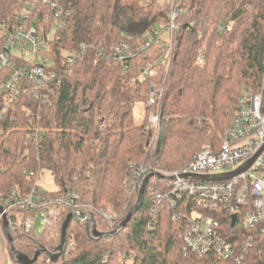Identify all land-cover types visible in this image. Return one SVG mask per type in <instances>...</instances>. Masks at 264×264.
Masks as SVG:
<instances>
[{
	"label": "trees",
	"instance_id": "1",
	"mask_svg": "<svg viewBox=\"0 0 264 264\" xmlns=\"http://www.w3.org/2000/svg\"><path fill=\"white\" fill-rule=\"evenodd\" d=\"M28 1L0 0V21L11 22ZM57 3L68 15L49 41L58 74L53 92L47 99L22 94L0 115L2 207L13 192L25 196L34 190L49 198L76 195L97 210L121 213L129 199L126 182L135 166L157 162L163 171L173 172L201 149L218 150L243 90L262 96L264 116V0H173L169 8L179 13L177 29L168 34L172 51L162 65L157 64L154 76L144 75L142 68L164 53L159 46L126 67L107 61L105 55L120 43L135 47L153 35L154 21L162 17L156 11L157 0ZM125 21L147 25L127 36L122 30ZM68 53L79 54L78 60L62 64ZM139 59L143 64L138 67ZM8 73L0 74V83ZM152 84L157 97L147 107ZM138 104L145 111L143 122L136 124ZM150 113L158 116L155 129L148 122ZM43 170L49 172L54 192L39 187ZM168 187L164 180L150 179L139 211L111 236L95 238L90 226L73 217L55 263L42 250L56 253L63 222L71 212L61 208L37 235L25 232L20 224L30 212L11 211L6 219L14 248L29 258L42 251L34 264H232L211 255L184 253L183 227L172 220V210L161 207L152 212L151 192ZM136 199L137 195L123 217ZM223 212V217H214L227 238L246 234L239 219L231 227L230 214ZM94 219L100 232L118 228L98 216ZM255 241L248 264H264V234H257ZM8 253L16 263L9 244Z\"/></svg>",
	"mask_w": 264,
	"mask_h": 264
},
{
	"label": "built area",
	"instance_id": "2",
	"mask_svg": "<svg viewBox=\"0 0 264 264\" xmlns=\"http://www.w3.org/2000/svg\"><path fill=\"white\" fill-rule=\"evenodd\" d=\"M57 2L29 0L15 13L11 22L0 21V74L9 70L0 83V115L22 94L47 99L53 92L52 86L57 82L58 74L54 67L56 63L49 55V41L53 33L63 27L68 15L67 11L56 7ZM170 13L167 27L162 32L154 31L139 46L120 43L105 55V59L126 67L130 60L140 55L147 57L153 53L155 46H159L164 53L157 60L146 62L142 68L144 75L154 76L157 64L163 63L172 51V36L168 38V34L177 29L175 20L179 11L171 9ZM165 36L167 40L162 43ZM85 50L83 45L81 51ZM78 58L79 54L68 53L64 55L62 64H73ZM199 62L202 64V59ZM157 92L155 84H152L147 107L153 106ZM261 105V95L243 90L232 124L223 135L217 151L203 149L194 154L186 166L170 173L145 164L132 169L131 178L126 182L130 197L138 195L143 180L149 175L172 178L164 180L169 183L168 188L151 192L154 201L152 212L161 207L172 210V220L183 227L185 254L211 255L232 264H248L251 251L256 246L255 236L264 234V116ZM148 122L155 129L158 116L150 114ZM256 155L245 172L231 179L201 181L191 177L233 173ZM61 208L75 214L83 213L88 218H94V214L105 220L113 217V214H105L80 202L76 195L49 198L34 190L25 196L13 192L3 210L5 214L14 210L30 212V216L20 224L25 232L33 233L38 222L41 227L38 232H42ZM223 210L231 217L235 216V220L239 219V225L246 234L237 238L233 235L226 237L221 223L214 217H223Z\"/></svg>",
	"mask_w": 264,
	"mask_h": 264
},
{
	"label": "water",
	"instance_id": "3",
	"mask_svg": "<svg viewBox=\"0 0 264 264\" xmlns=\"http://www.w3.org/2000/svg\"><path fill=\"white\" fill-rule=\"evenodd\" d=\"M257 157V155L255 157H253L251 160H249L243 167H241L240 169H238L237 171L233 172V173H229V174H223V175H217V176H191L194 179H198L201 181H222V180H228L231 179L232 177L245 172L250 165L252 164V162L254 161V159ZM153 177H158L160 179L163 180H168L170 181L172 178L171 177H164L161 176L159 174H154V175H149L147 176L141 186L140 189L138 191V195H137V199H136V203L133 206V208L128 212L127 216L125 217V219L121 222V224L119 225V227L117 228L116 231L111 232V233H103L97 230L96 228V224H95V220L90 217L88 218L85 214H75V213H69L65 219V221L63 222L62 228H61V235H60V244L56 249V253L52 254L49 252H46L45 250H42L43 252H45L47 254V256L50 259V262L55 263L57 262L58 257L61 255L62 251H63V247H64V243H65V237H66V230L67 227L71 221V219L73 217H77L79 219H82L85 224L87 226H90L91 228V233L95 238H103V237H107V236H111L112 234L118 232L120 229H124L129 221L131 220L132 216L134 214H136L140 207H141V203H142V198L143 195L145 193L146 187L148 185V182L150 179H152ZM0 215L2 218V229H3V233L4 236L10 246V251L14 256V259L16 261L17 264H34L38 258V256L42 253V251H37L34 256L32 258H29L28 256H26L25 254L18 252L13 245V239L10 235V231H9V225H8V221L6 219V215L4 213L3 207L0 205ZM235 223V216L231 217V224L230 226L233 227Z\"/></svg>",
	"mask_w": 264,
	"mask_h": 264
},
{
	"label": "rangeland",
	"instance_id": "4",
	"mask_svg": "<svg viewBox=\"0 0 264 264\" xmlns=\"http://www.w3.org/2000/svg\"><path fill=\"white\" fill-rule=\"evenodd\" d=\"M149 1L150 0H144L145 3H148ZM172 2H173V0H157L156 11L160 12L162 14V17H160L159 19H157L156 21H154L155 30H157L159 32L160 31L162 32V30L166 26V24H167L166 23L167 18H169L170 17V14H171L170 13L171 8H169V7H170V4H172ZM169 9H170V11H169ZM146 25H147V23L144 22V21L143 22H140L138 24H134V23H130V22L129 23H126V21H125V23H123V26H122L123 27L122 28L123 34H125L127 36H131V35L137 33L139 30H142ZM163 40L166 41L167 38L166 39L163 38ZM158 52L159 51L155 52V56L158 54ZM142 57H145V56H142ZM141 64H143V60H140L139 59L137 61V66L139 67V66H141ZM159 65H162V64H159ZM144 109H145V106H143L142 104L141 105L138 104V105L135 106V108H134V118H135L136 124L137 123H140V122H143V114L142 113L145 111ZM159 137H160V134H158V139H159ZM147 166H153V167L159 168L160 170L163 171V169L160 167V165L157 162L154 163V164H147ZM167 173H170V172H167ZM153 178H158V177H153ZM38 185H39V187L41 189H43L45 191H48V192H54L56 190V186L54 185L53 180H52L49 172L48 171H45V170H43L42 173L40 174V178L38 180ZM133 197L134 196H132V197L129 196V199L126 202V204L124 205L123 210H122L121 213L112 212L110 209H106L107 211H105V214H113V217H112V219H108V220L107 219L105 220L103 218V221L105 223H108V226L109 227L112 226V225H114V224H118V227H119V225L122 222V217L124 215V212L127 211L128 207L130 206V204L132 202ZM91 207H93V206H91ZM126 214L123 217V220L126 217ZM94 215L96 217L98 216L96 214H94ZM98 217H100V216H98ZM100 218H102V217H100ZM1 220H2V218H1ZM49 222H48V224H49ZM40 229H41V227H40V224L38 222L37 223V228H36L35 234H37V235L40 234V232H38V231H40ZM0 264H17L15 262H13L10 259V257H9V253H8V242H7V240H6L5 236H4L3 229H1V228H0Z\"/></svg>",
	"mask_w": 264,
	"mask_h": 264
}]
</instances>
